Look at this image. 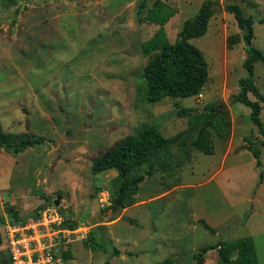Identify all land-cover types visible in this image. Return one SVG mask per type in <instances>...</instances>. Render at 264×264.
I'll return each instance as SVG.
<instances>
[{"label":"rangeland","instance_id":"rangeland-1","mask_svg":"<svg viewBox=\"0 0 264 264\" xmlns=\"http://www.w3.org/2000/svg\"><path fill=\"white\" fill-rule=\"evenodd\" d=\"M141 1L0 0V125L5 132L46 138L18 154L0 147V215L8 205L27 216L41 204L38 198L52 205L60 194L59 207L70 218L88 210L100 216L105 207L99 211L98 192L105 190L111 201L117 173L94 174V158L126 135L155 126L164 136L178 134V141L159 158L154 173L145 174L137 202L119 220L109 224L121 211L107 210L110 218L100 223L103 229L91 225L103 249L72 241L73 260L64 264H155L164 259L198 264L193 255L203 245L244 236L253 237L257 264H264V147L261 166H256L245 139L258 144L264 137L250 120V108L230 101L246 73V52L243 41L226 48L227 38L241 31L223 9L238 3L253 16V45L264 54V23L259 22L264 0H218L220 9L206 33L190 40L206 59V84L195 96L153 103L145 99L142 73L148 57L142 55L141 43L158 25L144 14L139 17ZM144 1L146 10L154 0ZM162 1L177 10L164 25L173 42L204 0ZM254 81L264 95L262 61L254 64ZM249 97L256 99L251 93ZM209 102L224 103L231 115L230 137L223 140L213 133V154L189 147L196 132L174 106L200 111ZM260 104L264 126V102ZM146 168L144 164L134 172ZM5 233L1 224L0 259L8 260ZM217 260V250L211 249L202 264Z\"/></svg>","mask_w":264,"mask_h":264},{"label":"trees","instance_id":"trees-1","mask_svg":"<svg viewBox=\"0 0 264 264\" xmlns=\"http://www.w3.org/2000/svg\"><path fill=\"white\" fill-rule=\"evenodd\" d=\"M145 7L146 3L143 0L138 9L139 17L144 14L146 20L158 25L153 35L141 43V53L148 57L142 73L145 83V99L153 103L166 97H190L199 94L209 79L208 65L202 51L190 40L206 33L209 20L220 9L218 0H204L196 13L183 22L173 42L167 39L164 25L176 13V8L162 0H154L146 10ZM223 9L233 15L241 31L240 35H230L227 38L226 48L231 49L236 43L243 41L246 52L243 61L246 73L239 79V89L230 95V101L231 103H242L250 108V120L264 137V126L260 118L262 109L260 102H264V95L254 81V64L257 61L264 62V54L253 45L254 18L250 14H245L238 3H228L223 6ZM259 22L264 23V17ZM249 93L253 94L256 99H251ZM174 106L178 116L187 118L188 129L196 132L195 137L189 143L190 148L205 154H213V133L223 140L230 137L231 115L224 103L209 102L200 111H193L178 103H174ZM178 137V134L173 137L164 136L155 126H146L136 134L126 135L96 156L92 164L93 173L109 169H114L117 173L115 176L117 185L111 193L110 204L101 211L111 210L113 213H118L123 208L133 205L136 202L135 196L139 183L145 179V174L150 176L154 173L156 162L165 153L169 154L171 144L176 143ZM45 139L42 135L30 132L20 134L5 132L0 125V147L13 153L40 145ZM245 139L246 148L254 156L256 166H261L260 147H264V138L258 144L249 138ZM144 164H147V168L143 173L134 172ZM262 177L263 174L260 172V179ZM45 200L49 201L47 197ZM43 207L44 205L36 207L27 216H19L12 206L7 205L5 214L0 215V225L24 224L29 218L37 216ZM58 209L65 212L60 207ZM65 213L67 218L63 224L70 228L83 218L77 216L72 219L68 216L69 212ZM117 216H113L111 220ZM87 218L88 215L85 216V219ZM199 221L204 228L214 230L205 220ZM96 227L103 229L105 226L98 224ZM95 238L94 232L90 231L84 240L85 246L92 250L103 249L100 241H96ZM1 243L0 236V245ZM211 249L217 250L216 264H257L258 262L252 236L203 245L193 255V259L198 264L204 263V254ZM113 253L118 254V249L113 248ZM69 255L68 250L62 251L60 259L65 261ZM0 264H11L10 258L0 259ZM155 264L177 263L171 259H164Z\"/></svg>","mask_w":264,"mask_h":264},{"label":"built area","instance_id":"built-area-1","mask_svg":"<svg viewBox=\"0 0 264 264\" xmlns=\"http://www.w3.org/2000/svg\"><path fill=\"white\" fill-rule=\"evenodd\" d=\"M99 195L100 207L108 206L109 194L102 191ZM65 218V212L49 204L24 224L6 223L4 239L11 264H58L60 253L72 241L85 240L91 227L87 221L67 227L63 224Z\"/></svg>","mask_w":264,"mask_h":264},{"label":"crops","instance_id":"crops-1","mask_svg":"<svg viewBox=\"0 0 264 264\" xmlns=\"http://www.w3.org/2000/svg\"><path fill=\"white\" fill-rule=\"evenodd\" d=\"M190 97H191V96H190ZM3 131H4V130H3ZM10 133H11V132H10ZM37 135H38V134H37ZM42 136H43V135H42ZM44 137H45V136H44ZM17 154H18V153H17ZM109 170H110V169H109ZM94 174H95V173H94ZM49 191H50V190H48V191H46V192L50 193ZM102 191L105 192V190H101V191H99V192H98V196H99V193L102 192ZM135 198H136V196H135ZM98 199H99V198H98ZM13 200L15 201V199H13V198H12V200L10 199V203H12ZM38 201H39L38 204L41 203V204H39V206H41V205H44V206H45V205H46V203L43 202L42 199L40 200V199L38 198ZM19 202H20V203H23V201H19ZM136 202H137V201H136ZM136 202H135V203H136ZM20 203H19V204H20ZM98 203H99V200H98ZM135 203H134V204H135ZM11 205H12V204H11ZM37 207H38V206H37ZM128 207H129V206H128ZM126 208H127V207H126ZM126 208H123V209L121 210V214L118 215L117 218H115L114 220H110L109 224H111L112 222H115V221L119 220L120 217L122 216L123 212L126 210ZM98 209H99V211L101 210L100 206H99ZM15 211H16V210H15ZM88 211H89V210H88ZM88 211L86 212L87 214H90V215H96V216L98 215V214H97L98 212H96V211H91V212H89V213H88ZM16 212H17V211H16ZM17 214H18V213H17ZM80 221H84L83 218H82ZM80 221H78V222H80ZM102 225H103V224H102ZM104 226H105V225H104ZM75 241H81L82 243H84V240H75ZM75 241H73V242H75ZM71 244H72V243H71ZM71 244H70V245H71ZM67 250L69 251V254H70V255H69V258H67L66 260H73V256H74V255H73V252H72L70 246H69V248H68ZM130 253H131V252L123 253L122 256H127V255L130 254ZM66 260H65V261H66ZM60 261H62V260L60 259ZM60 261H59V262H60ZM65 261H62L61 264H64ZM71 263L73 264V261H72ZM58 264H60V263H58Z\"/></svg>","mask_w":264,"mask_h":264},{"label":"water","instance_id":"water-1","mask_svg":"<svg viewBox=\"0 0 264 264\" xmlns=\"http://www.w3.org/2000/svg\"><path fill=\"white\" fill-rule=\"evenodd\" d=\"M49 197H53L52 195H49ZM60 199H61V195L58 194L55 199H53V205L56 207H59L60 204ZM88 214H85L83 216V220H85V216H87ZM89 217V223L91 225H97L100 223H103L105 221H109L110 216L107 215V211H105L103 214H101L100 216H96V215H88ZM58 253V251H57ZM60 264L62 263V261L59 262Z\"/></svg>","mask_w":264,"mask_h":264}]
</instances>
